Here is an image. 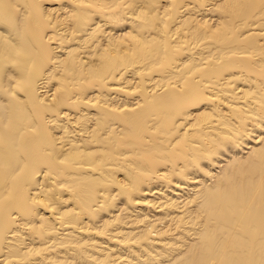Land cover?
I'll list each match as a JSON object with an SVG mask.
<instances>
[{"label":"bare ground","instance_id":"6f19581e","mask_svg":"<svg viewBox=\"0 0 264 264\" xmlns=\"http://www.w3.org/2000/svg\"><path fill=\"white\" fill-rule=\"evenodd\" d=\"M0 264H264V0H0Z\"/></svg>","mask_w":264,"mask_h":264},{"label":"rangeland","instance_id":"374dc122","mask_svg":"<svg viewBox=\"0 0 264 264\" xmlns=\"http://www.w3.org/2000/svg\"><path fill=\"white\" fill-rule=\"evenodd\" d=\"M213 172H214V171H213ZM213 172H212V173H213Z\"/></svg>","mask_w":264,"mask_h":264}]
</instances>
